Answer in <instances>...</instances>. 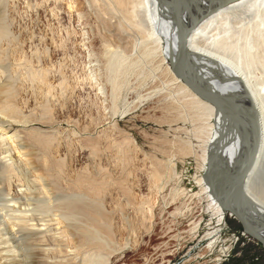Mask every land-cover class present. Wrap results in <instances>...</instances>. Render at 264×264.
<instances>
[{"label": "rangeland", "instance_id": "rangeland-1", "mask_svg": "<svg viewBox=\"0 0 264 264\" xmlns=\"http://www.w3.org/2000/svg\"><path fill=\"white\" fill-rule=\"evenodd\" d=\"M116 10L110 0H0V76L31 120L34 153L13 154L51 192L36 221L52 215L89 239L94 264H264L261 243L227 212L218 221L197 183L213 119L171 84L166 41L142 39ZM69 238L45 242L52 263L80 262L64 258L77 252Z\"/></svg>", "mask_w": 264, "mask_h": 264}, {"label": "bare ground", "instance_id": "bare-ground-1", "mask_svg": "<svg viewBox=\"0 0 264 264\" xmlns=\"http://www.w3.org/2000/svg\"><path fill=\"white\" fill-rule=\"evenodd\" d=\"M110 1L114 9L122 13L124 21L132 22L142 39L150 37L157 44L166 41L162 62H169L171 84H175L178 91H185L184 95L189 96L214 121L210 125L212 135L201 164L204 175L198 177L197 183L206 194L218 221L224 219L226 212L236 217L250 234L247 231L244 233L259 241L264 249V0ZM177 14L182 30H188L185 49L181 51L184 52V70L188 81L224 104L215 106L200 99L180 78L178 52L181 30L175 21ZM3 33L4 29L0 27V35ZM1 77L0 264H54L49 259L45 242L60 243L69 235L73 243L79 244L74 247L76 254L67 253L64 258L76 259L81 254L80 262L58 263L94 264L99 253L93 257L94 252L83 247L89 239L86 241L84 237L78 239L69 234L66 227L59 226L63 221L52 215L47 219L38 217L36 221L33 213L38 199L43 193L50 192V188L45 186L48 192L39 188V180L30 173L25 157L30 156L33 149L27 146L30 139L25 136V130L31 120L20 116L17 109L9 105L7 98L12 96L8 94L10 83L7 84L6 80L2 82ZM7 81L12 82V79ZM256 121L260 128L259 141L252 160ZM14 151L25 155V159L17 158ZM251 160L252 170L232 194L226 207L223 204L225 192L238 180ZM232 209L236 213H232Z\"/></svg>", "mask_w": 264, "mask_h": 264}, {"label": "water", "instance_id": "water-1", "mask_svg": "<svg viewBox=\"0 0 264 264\" xmlns=\"http://www.w3.org/2000/svg\"><path fill=\"white\" fill-rule=\"evenodd\" d=\"M177 1H175V3H177ZM175 17V21H176V24L178 26V28L181 30V42H180V47H179V58H180V63H179V75H180V78L182 79V81L185 83V84H188L190 86V90L192 92H194L200 99L204 100V101H207L208 103H211L215 106H218V105H221V103H225V102H222L219 98L215 97L214 95H210V94H207L195 87L192 86V84L188 81V77H186V72L184 70V52L182 53L181 51L183 49H185V43H186V36H187V33H188V30H182V25H181V22L179 20V17H178V14L174 16ZM227 103V102H226ZM257 123V121H256ZM259 131H260V128H259V125L258 123L256 124L255 126V143H254V147L252 149V160L254 159L255 155H256V148H257V143L259 141ZM252 160L250 161V163L247 165L246 169L244 170V172L242 173V175L238 178V180L232 184L230 186V188L225 192L224 196H223V201H224V205L227 207L228 205V200L230 199V197H232V194L238 189L240 188V186L242 185L243 183V180L245 179V177L250 173V171L252 170ZM232 213H236L235 210H231ZM243 227V230L244 231H247L248 230H245V227L244 225L242 226ZM249 233V232H248ZM250 234V233H249Z\"/></svg>", "mask_w": 264, "mask_h": 264}]
</instances>
